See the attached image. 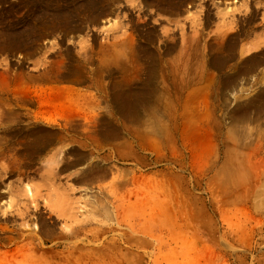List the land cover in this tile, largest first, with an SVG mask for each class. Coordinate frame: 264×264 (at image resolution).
Returning <instances> with one entry per match:
<instances>
[{
	"label": "rangeland",
	"instance_id": "rangeland-1",
	"mask_svg": "<svg viewBox=\"0 0 264 264\" xmlns=\"http://www.w3.org/2000/svg\"><path fill=\"white\" fill-rule=\"evenodd\" d=\"M0 81V264H264V0H0Z\"/></svg>",
	"mask_w": 264,
	"mask_h": 264
},
{
	"label": "bare ground",
	"instance_id": "bare-ground-1",
	"mask_svg": "<svg viewBox=\"0 0 264 264\" xmlns=\"http://www.w3.org/2000/svg\"><path fill=\"white\" fill-rule=\"evenodd\" d=\"M95 6V5H94ZM93 6V7H94ZM96 7V6H95ZM94 7V8H95ZM65 11V10H64ZM62 12V11H61ZM69 12V11H68ZM72 12V11H71ZM63 14V13H62ZM75 14V13H74ZM101 14V13H100ZM69 17V16H68ZM59 18V17H58ZM70 19H71V17H70ZM112 22H110V23H108L109 25H106V26H108V27H106L108 30L107 31H112L114 28L116 29V27H118V23L114 20H111ZM73 22V21H72ZM79 29V28H78ZM6 79V78H5ZM2 81H4L3 79H1ZM8 81V80H7ZM1 82V81H0ZM5 82H6V80H5ZM2 84V88H3V86H5V85H3V82L1 83ZM8 84H9V82H8ZM7 84V85H8ZM6 87V86H5ZM21 90V89H20ZM26 90H24L23 91V89L21 90V92H24L25 93V95H26V92H25ZM20 92V93H21ZM19 93V92H18ZM23 95V94H22ZM21 95V96H22ZM25 97V96H24ZM25 99V98H24ZM206 110V109H205ZM12 115V114H11ZM204 115H205V113H204ZM11 117V116H10ZM12 118V120H13V122L15 121V117L13 118V117H11ZM9 120V119H8ZM24 142V141H23ZM11 204H12V200L11 201H9V202H7V204L6 205H8L9 207L11 206Z\"/></svg>",
	"mask_w": 264,
	"mask_h": 264
}]
</instances>
